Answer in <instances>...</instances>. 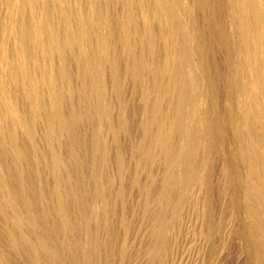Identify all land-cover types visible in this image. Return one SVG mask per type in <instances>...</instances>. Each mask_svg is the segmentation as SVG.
<instances>
[{"label": "rangeland", "instance_id": "obj_1", "mask_svg": "<svg viewBox=\"0 0 264 264\" xmlns=\"http://www.w3.org/2000/svg\"><path fill=\"white\" fill-rule=\"evenodd\" d=\"M0 264H264V0H0Z\"/></svg>", "mask_w": 264, "mask_h": 264}, {"label": "bare ground", "instance_id": "obj_2", "mask_svg": "<svg viewBox=\"0 0 264 264\" xmlns=\"http://www.w3.org/2000/svg\"><path fill=\"white\" fill-rule=\"evenodd\" d=\"M251 9V8H250ZM20 16V15H19ZM260 20V19H259ZM72 21V20H71ZM27 25V24H26ZM263 29V28H262ZM263 37V36H262ZM112 43V42H111ZM10 55V54H9ZM57 56V55H56ZM57 75V74H56ZM146 76V75H145ZM47 101V100H46ZM42 112V111H41ZM69 122V121H68ZM78 122V121H77ZM46 124V123H45ZM30 129V128H29ZM56 132V131H55ZM57 133V132H56ZM119 139V138H118ZM39 143V142H38ZM20 144V143H19ZM35 146V145H34ZM4 148V147H3ZM28 148V147H27ZM23 150V149H22ZM30 150V149H29ZM27 151V150H26ZM31 154V153H30ZM32 155V154H31ZM27 158V157H26ZM32 158V156H31ZM40 159V158H39ZM199 167V166H198ZM126 168V167H125ZM112 177V176H111ZM117 178V177H116ZM63 187V186H62ZM68 189V188H67ZM107 190V189H106ZM29 193V192H28ZM64 193V192H63ZM110 194V193H109ZM36 195V194H34ZM107 196V195H106ZM69 200V199H68ZM35 205V204H34ZM69 212V211H68ZM84 217V216H83ZM80 226V225H79ZM84 227V226H83ZM78 231V230H77ZM45 236V235H44ZM94 242V241H93ZM76 254V253H75ZM98 256V255H97ZM103 256V255H102ZM71 261V260H70Z\"/></svg>", "mask_w": 264, "mask_h": 264}]
</instances>
